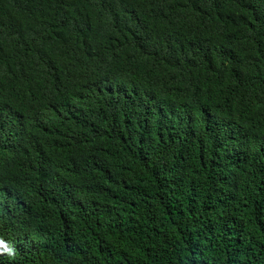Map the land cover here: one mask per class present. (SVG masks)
<instances>
[{"label": "trees", "instance_id": "1", "mask_svg": "<svg viewBox=\"0 0 264 264\" xmlns=\"http://www.w3.org/2000/svg\"><path fill=\"white\" fill-rule=\"evenodd\" d=\"M0 264H264V0H0Z\"/></svg>", "mask_w": 264, "mask_h": 264}, {"label": "clouds", "instance_id": "2", "mask_svg": "<svg viewBox=\"0 0 264 264\" xmlns=\"http://www.w3.org/2000/svg\"><path fill=\"white\" fill-rule=\"evenodd\" d=\"M15 251V248L9 242H6L3 238H0V255L6 253L8 256H14Z\"/></svg>", "mask_w": 264, "mask_h": 264}]
</instances>
